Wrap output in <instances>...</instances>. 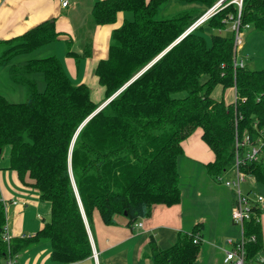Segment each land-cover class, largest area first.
<instances>
[{
  "label": "trees",
  "instance_id": "1",
  "mask_svg": "<svg viewBox=\"0 0 264 264\" xmlns=\"http://www.w3.org/2000/svg\"><path fill=\"white\" fill-rule=\"evenodd\" d=\"M168 1L96 0L92 4L93 24L112 23L119 11L127 14L111 31L108 54L94 70L104 87L102 102L121 89L94 113L102 102L91 99L86 84L73 83L55 55L10 65L9 79L24 87L26 98L13 102L0 93V154L8 145L9 167L20 179L24 175L33 179L31 184L49 203L50 213L35 233L12 237L7 243L0 197V264L37 241H48L53 262L84 259L92 256L85 220L92 232L93 212L104 224L124 216L131 226L149 216L153 204L179 202L181 142L198 127L214 154L204 164L210 177L221 180L233 165L239 145L238 157L243 160L239 169L264 184V68L249 69L244 61L235 62L240 58L233 32L221 33L236 17V3L223 1L210 17L184 34L216 0H177L186 7L171 16H158L159 6ZM239 19L241 28L247 23L264 34V0H241ZM204 26L212 32L205 35ZM57 35L51 18L0 40V64L54 41ZM86 51L67 53L79 58ZM34 72L43 76L42 90L29 76ZM216 85L233 86V101L212 96ZM254 144L260 145L257 158L247 159L245 153ZM244 226L243 235L255 237L246 243L248 255L253 256L262 247L260 221L251 218ZM201 240V222L179 231L166 248H159L150 235V264H194Z\"/></svg>",
  "mask_w": 264,
  "mask_h": 264
},
{
  "label": "crops",
  "instance_id": "2",
  "mask_svg": "<svg viewBox=\"0 0 264 264\" xmlns=\"http://www.w3.org/2000/svg\"><path fill=\"white\" fill-rule=\"evenodd\" d=\"M94 1L68 0L63 6L61 0H0V40L20 35L37 23L54 18V27L58 32L56 39L39 47H45V54H53L61 61L73 83H84L88 88L96 85L99 93L97 103H100L104 98V87L94 73L95 66L107 56L111 31L121 24L127 14L119 11L114 22L93 24L91 7ZM85 48V56L79 58L67 53L72 50L84 54ZM89 92L91 94V90ZM201 133L198 127L181 142L183 153L177 159V167L180 178V161L190 162L198 170L205 187L191 185L186 191L180 188L179 202L170 206L153 204L149 216L137 219L142 222L140 227L127 225L124 216H117L115 223L104 224L93 212L92 232L88 222H85L97 252L96 260L89 256L75 262L56 263L49 259L48 241H37L21 249L13 264H150V235L154 236L159 248H166L176 240L179 231H189L198 222L202 224V240L194 264H224L222 247L227 238L237 239L239 236V228L230 217L234 193L231 187H220L207 174L204 164L213 160L214 154L202 140ZM32 182L28 175L19 178L17 172L9 167V157L0 164V197L4 203L7 231L12 237L32 235L49 217V203L40 199ZM248 187L246 192L255 189ZM262 209L259 215L260 252L264 254V205ZM81 211L84 216L82 207Z\"/></svg>",
  "mask_w": 264,
  "mask_h": 264
},
{
  "label": "rangeland",
  "instance_id": "3",
  "mask_svg": "<svg viewBox=\"0 0 264 264\" xmlns=\"http://www.w3.org/2000/svg\"><path fill=\"white\" fill-rule=\"evenodd\" d=\"M220 0H216L214 4L218 3ZM229 0H226L228 2ZM231 1V0H230ZM212 5V6H213ZM237 13L236 17L232 18L230 21L226 23V26L221 31L224 35H234V30L232 31L235 20L239 19V16L237 17L238 13L240 14L241 4H237ZM222 6V2L219 3L216 10ZM186 7V3H182L181 1L177 0H169L166 3H162L159 8L157 15L160 17H167L171 16L177 11L183 9ZM156 15V17H158ZM240 22V21H239ZM239 30L242 32L240 35L242 37V44H240V48H238V57L239 60L244 61L246 64V67L249 69H259L264 68V34L261 33L259 30L249 27V28H241L239 23ZM202 32L205 33V35H208L212 30L208 28L207 26H204L202 28ZM45 47H37L36 49L32 50L31 52L26 53H19L11 57V59L5 63L0 64V93L5 96V98L9 101L18 102V101H24L26 98L25 89L22 85L12 82L9 79V68L12 63L15 64H22L29 58L34 57H42L52 54H45L47 52H43ZM30 77H33L37 80V89L42 90L44 87V81L43 76L41 72H34L29 74ZM204 79V76L202 77ZM96 85L90 86L89 90H91V98L92 100L97 103V99H99V93L96 91ZM232 89V93H231ZM234 87H225L224 89L221 88V86L216 85L211 90L212 96L215 98H222L224 101L229 102L230 97L232 98L231 101L234 99ZM180 96L184 95V92H181L179 94ZM103 103V102H102ZM101 103V104H102ZM94 112V111H93ZM9 156V146L5 145L3 147V150L0 154V164H2V161L7 160V157ZM193 170H196L195 172ZM197 169L193 168L191 166L190 162L187 161H180V178H179V186L182 189V191L190 190L191 185L199 186V187H205V182L200 180L201 177L198 176ZM228 172L223 174V179L229 178L234 175L231 168L227 170ZM198 178V181L196 179ZM218 182V183H217ZM216 183L224 188V184L220 181H217ZM252 186L258 191L264 198V184L258 183L254 181V177L251 175H246L245 180L241 183V187L244 191L248 190L249 187ZM253 189V190H255ZM185 204L188 203L187 198L184 199ZM263 211V209H262ZM9 223V221H7ZM227 248V245L225 243V246L222 247V251ZM95 259V258H94ZM15 261V260H14Z\"/></svg>",
  "mask_w": 264,
  "mask_h": 264
},
{
  "label": "built area",
  "instance_id": "4",
  "mask_svg": "<svg viewBox=\"0 0 264 264\" xmlns=\"http://www.w3.org/2000/svg\"><path fill=\"white\" fill-rule=\"evenodd\" d=\"M225 0H220L218 3L214 4L213 6L209 7L205 12H203L197 19L185 30L184 34L189 32L192 28H194L199 23L206 20L210 17L214 11L216 10L217 6L220 2ZM237 4H241V0H231ZM68 0H61V5H67ZM216 7V8H215ZM240 14L238 13L237 17ZM245 28L249 27V24H244ZM234 30V48L235 51H239L240 44L242 37L241 31L239 30V20H235V25L233 27ZM183 34V35H184ZM235 62L242 64V60H235ZM235 95V94H234ZM246 139V138H245ZM262 143V142H261ZM237 145V144H236ZM242 145V143H240ZM238 146H236V158L233 165L230 167L234 175L230 178L222 179L221 181L224 185L231 187L233 189L234 198L233 203L230 209V217L231 221L236 224L239 228V236L237 239L234 238H227L226 244L227 248L223 251V263L224 264H264V254L258 251L255 255L249 256L246 250V243L253 241L255 239L253 234L248 236H244V224L249 221L251 218H255L259 220V216H257L256 209L263 208L264 205V198L263 196L256 190L250 189L248 192L244 191L241 187V183L245 180L246 174L245 172L239 169V165L241 164L242 157H238ZM260 145H252L250 150L245 153V157L247 159H256L258 155V150ZM259 208V209H260ZM133 226L140 227L142 226V222L135 221ZM4 239L7 243L10 242L12 236L6 231L4 233ZM92 256L97 259V252L92 245ZM7 264H13L14 258H8Z\"/></svg>",
  "mask_w": 264,
  "mask_h": 264
},
{
  "label": "water",
  "instance_id": "5",
  "mask_svg": "<svg viewBox=\"0 0 264 264\" xmlns=\"http://www.w3.org/2000/svg\"><path fill=\"white\" fill-rule=\"evenodd\" d=\"M129 81H131V79H130ZM129 81H128L127 83H129ZM127 83H126V84H127ZM126 84H125V85H126ZM120 89H121V88H120ZM120 89H119V90H120ZM119 90H118V91H119ZM118 91H116L115 93H117ZM115 93H114L113 95H115ZM113 95H111V96H110L109 98H107L102 104H100V105L94 110V112H96V111H97L98 109H100V108H101V107H102L107 101H109V100L113 97ZM94 112H92V113H94ZM90 115H91V114H90ZM83 123H84V122H83ZM83 123H82V124H83ZM82 124H81V125H82ZM81 125H80V126H81ZM78 129H79V128H78ZM78 129L76 130V132H75L74 135H73V138H72V141H71V144H70V148H71V146H72V143H73V141H74V138H75V136H76V133H77Z\"/></svg>",
  "mask_w": 264,
  "mask_h": 264
}]
</instances>
